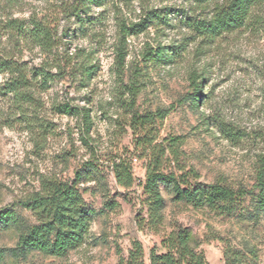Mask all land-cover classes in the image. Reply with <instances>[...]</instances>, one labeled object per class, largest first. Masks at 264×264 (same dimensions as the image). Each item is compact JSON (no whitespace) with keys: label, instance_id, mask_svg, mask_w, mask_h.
Returning <instances> with one entry per match:
<instances>
[{"label":"rangeland","instance_id":"obj_1","mask_svg":"<svg viewBox=\"0 0 264 264\" xmlns=\"http://www.w3.org/2000/svg\"><path fill=\"white\" fill-rule=\"evenodd\" d=\"M213 11V4L193 0H0V57L31 79L33 69L49 73L46 82L33 80L35 99L25 108L0 92V212L12 211L20 223H0V264H119L135 241L151 264L152 253L177 254L168 239L185 228L208 264H231L232 255L237 264H264V212L256 202L264 155V8L242 30L205 44L189 23ZM121 45L126 57L118 69ZM158 50L173 60L157 57ZM194 70L204 75L199 106L188 100ZM16 74L0 73V84ZM137 115L154 119L138 126ZM120 160L132 168L131 188L117 183ZM90 165L98 172L80 185L93 210L84 242L62 256L17 251L19 229L37 222L26 200L48 181L70 182ZM150 168L183 187L218 183L246 196L225 213L176 199L162 179L164 202L154 214L145 186Z\"/></svg>","mask_w":264,"mask_h":264},{"label":"trees","instance_id":"obj_2","mask_svg":"<svg viewBox=\"0 0 264 264\" xmlns=\"http://www.w3.org/2000/svg\"><path fill=\"white\" fill-rule=\"evenodd\" d=\"M88 3L101 0H86ZM199 4H213L214 11L210 18L194 19L189 26L193 32L197 33L205 44L215 42L221 36L242 30L251 20L260 17V12L264 8V0H193ZM38 32L36 36L43 44L46 36H42L41 26L35 27ZM131 28L122 31V42L125 41ZM45 35V34H44ZM42 36V37H41ZM45 39V40H42ZM155 55L167 61L173 60V53L165 55L158 50ZM126 51L124 46H119L116 50V60L118 69L123 68ZM17 72L5 84H0V92L11 94L20 104L21 108L35 99L32 89L33 80L46 82L49 73L45 69H33V79L29 78V72L21 70L13 61L0 57V73L5 71ZM203 73L194 70L190 75L193 89L192 96L188 98L192 104L198 105L202 101ZM166 113H162L160 118H164ZM86 121L91 122L89 114H85ZM154 119L153 115L134 117L138 126H147ZM90 126H88V130ZM160 161L156 159V166ZM156 168L148 170L146 190L150 194L151 203L149 211L157 214L163 205L164 199L159 191L158 182L166 179L172 184L175 198L186 201L195 206H207L212 209L220 210L225 213L236 211L244 200L246 192L235 190L231 187L218 183L206 186L196 185L195 187H183L174 175H163ZM97 169L92 165L76 172L75 178L70 182L48 181L44 186L43 192L26 200L25 205L36 216L37 222L19 229L17 251L21 253L28 251H41L47 255L62 256L70 249L80 246L90 229L93 210L85 204L81 183L93 180ZM114 173L117 183L124 188H131L134 185V175L130 164L120 160L114 163ZM256 187L258 194L256 197L257 207L264 212V155L261 157V168L257 175ZM0 223L6 228L17 227L20 223L18 217L12 211L0 212ZM171 248H176L177 254L172 251L163 255L152 253L151 264H208L202 253L197 252L191 246V232L188 229H180L172 232L168 239ZM4 256V250L0 249V258ZM232 260V261H231ZM237 258L230 256L231 264L236 263ZM119 264H147L144 259V249L140 241H135L130 250L128 259L121 258Z\"/></svg>","mask_w":264,"mask_h":264}]
</instances>
